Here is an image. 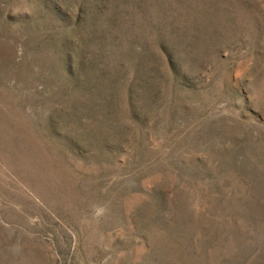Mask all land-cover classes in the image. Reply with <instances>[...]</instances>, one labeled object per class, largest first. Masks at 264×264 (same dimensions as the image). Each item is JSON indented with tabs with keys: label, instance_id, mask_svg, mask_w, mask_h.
<instances>
[{
	"label": "rangeland",
	"instance_id": "1",
	"mask_svg": "<svg viewBox=\"0 0 264 264\" xmlns=\"http://www.w3.org/2000/svg\"><path fill=\"white\" fill-rule=\"evenodd\" d=\"M0 264H264V0H0Z\"/></svg>",
	"mask_w": 264,
	"mask_h": 264
}]
</instances>
